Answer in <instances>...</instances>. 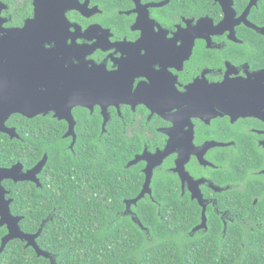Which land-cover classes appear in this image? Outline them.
<instances>
[{"label": "flooded vegetation", "instance_id": "flooded-vegetation-1", "mask_svg": "<svg viewBox=\"0 0 264 264\" xmlns=\"http://www.w3.org/2000/svg\"><path fill=\"white\" fill-rule=\"evenodd\" d=\"M0 3V40L12 42L38 20L35 35L23 40L33 46L37 63L9 75L31 74L22 82L32 88L26 102L39 94L46 104L34 117L12 113L2 140H22L25 150L31 142L15 120L22 118L27 130L37 123L43 141L46 124H55L62 127V153L77 156L79 127L88 134L100 123L99 137L120 140L122 167L134 168L140 186L123 197L120 214L135 221L141 201L158 202L154 182L164 179L165 205L197 209L190 235L220 224L225 235L243 219L237 206L264 202V0H233L226 8L229 0H39V11L35 0ZM164 150L152 168L150 191L134 202L148 165ZM48 159L43 150L31 166L0 163V169L20 167L17 177H3L0 185L23 232L12 187L44 188ZM0 231L2 243L8 225Z\"/></svg>", "mask_w": 264, "mask_h": 264}, {"label": "trees", "instance_id": "trees-1", "mask_svg": "<svg viewBox=\"0 0 264 264\" xmlns=\"http://www.w3.org/2000/svg\"><path fill=\"white\" fill-rule=\"evenodd\" d=\"M14 124L31 143L24 150L22 140L3 135L1 164L20 160L31 166L48 150L45 187L19 183L13 185L12 195L14 211L24 216L22 230L35 234L42 227L36 242L55 264H264V202L249 209L237 206L243 219L225 235L221 224L219 230L190 235L198 222L196 207L165 205V180L157 178L153 195L158 202L141 201L138 218L132 221L120 212L123 197L139 191L133 179L136 172L122 167L120 140L106 134L99 137L100 123L88 127V134L79 127L77 156L62 153L61 126L47 123L43 141L37 123L28 124V130L22 118ZM0 264L54 263L14 239L0 253Z\"/></svg>", "mask_w": 264, "mask_h": 264}, {"label": "water", "instance_id": "water-1", "mask_svg": "<svg viewBox=\"0 0 264 264\" xmlns=\"http://www.w3.org/2000/svg\"><path fill=\"white\" fill-rule=\"evenodd\" d=\"M232 1L233 0H229V5L223 3V6L226 8V6L228 7L232 5ZM35 6L36 10L39 11V0H35ZM1 8L2 4L0 3V10ZM37 25L38 20L33 19L27 30L21 32L18 38L14 37L15 34L13 35L12 42L7 41L6 39L0 40V131H9V129L5 127L4 123L12 113H22L27 117H34L46 111V104L43 105V101L40 99L39 94H35V96H33V98L29 102H26L28 91L30 92L32 88L27 89L26 85H23L22 82L26 79H29L31 81L33 79V76L31 74H29L28 76H23L20 72L19 74L9 75L10 72L25 70V67H27V65L30 66L31 63H34L36 61V59H33V57L35 56V52L31 50L33 46L29 41L23 42V40H26L27 34L33 33V35H35ZM5 46H8V48H5ZM2 47L5 48V51L2 50ZM3 54H8L10 56L7 62H4L2 56ZM32 69L33 67L30 66L28 70ZM166 154L167 150L161 151L155 156L156 161L153 162V164L148 165L146 169L148 173L147 182L141 194L136 198V200H134V202L140 199L146 192L150 191L148 188V183L150 182L152 176V168L155 165L160 164ZM19 170V166L13 167L11 169H0V180L3 177H17ZM23 178L24 176L20 179ZM19 221L20 218L15 217L11 214L10 201L5 200L4 191L0 185V227L7 224L9 229L8 233L2 239L0 253L3 252L10 241L19 239L26 241L27 247L32 246L39 256L50 258L55 264V259L52 257V255L40 249L36 242V239L39 237L42 231V227L35 234L25 233L21 231L18 225ZM203 225L204 221L198 227H202Z\"/></svg>", "mask_w": 264, "mask_h": 264}]
</instances>
